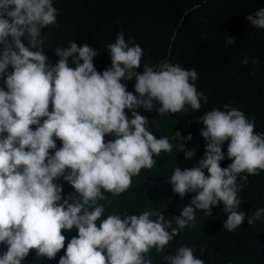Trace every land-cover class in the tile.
<instances>
[{
  "label": "clouds",
  "instance_id": "clouds-1",
  "mask_svg": "<svg viewBox=\"0 0 264 264\" xmlns=\"http://www.w3.org/2000/svg\"><path fill=\"white\" fill-rule=\"evenodd\" d=\"M57 12L53 0H0V264H24L32 249L58 264H264V189L251 179L264 170V133L255 121L214 106L197 91L195 69L165 60L137 71L140 36L122 26L90 46L58 47ZM244 19L264 29V7ZM133 78L135 93L121 83ZM137 108H155L156 123ZM182 115L199 124L174 132L185 164L159 174L174 149L165 127ZM198 135L195 154L184 142ZM149 172L163 195L139 194L120 210Z\"/></svg>",
  "mask_w": 264,
  "mask_h": 264
},
{
  "label": "trees",
  "instance_id": "trees-1",
  "mask_svg": "<svg viewBox=\"0 0 264 264\" xmlns=\"http://www.w3.org/2000/svg\"><path fill=\"white\" fill-rule=\"evenodd\" d=\"M53 6L58 9L57 20L63 26L62 40L55 42L59 43L58 47H67L74 39L90 46L89 42L96 41L99 32L100 36L114 35L122 26L140 36L137 39L143 55L137 71L142 72L144 64L154 66L165 60L185 69H195L197 91L211 98L214 106H221L218 109H223L225 104L238 108L248 119L255 121L254 132L264 133V29H256L244 19L264 7V0H53ZM69 19L81 28H70ZM228 35L234 37L235 43L225 47ZM244 58L248 59L247 64L242 63ZM121 83L127 85V91L135 93V78ZM137 112L152 119L153 124L158 120L155 108L151 111L137 108ZM182 116L180 124L171 123L165 127V133L173 138L174 149L160 158L162 173L159 174L168 175L174 167L185 164L174 132L179 130L182 135H188L199 124L192 117ZM106 139L114 137L106 136ZM201 141L198 135L184 142V146L198 154ZM226 149L227 141L222 145V151L226 153ZM160 159L155 164L156 170ZM219 163L223 168L231 160L225 155ZM259 172L261 175L251 179L255 184L262 183L264 189V170ZM147 193L152 198L163 195L156 173H146L140 181L133 183L123 194L124 198L118 201L120 210L128 199L139 194L147 197ZM114 207L112 202L110 208ZM222 245H226L225 237L216 241L214 247ZM3 251L6 246L0 244V252ZM46 260L38 258L32 249L24 264Z\"/></svg>",
  "mask_w": 264,
  "mask_h": 264
},
{
  "label": "rangeland",
  "instance_id": "rangeland-1",
  "mask_svg": "<svg viewBox=\"0 0 264 264\" xmlns=\"http://www.w3.org/2000/svg\"><path fill=\"white\" fill-rule=\"evenodd\" d=\"M47 259V258H46ZM42 264H58V261L56 258L52 259V260H46L45 263H42Z\"/></svg>",
  "mask_w": 264,
  "mask_h": 264
},
{
  "label": "water",
  "instance_id": "water-1",
  "mask_svg": "<svg viewBox=\"0 0 264 264\" xmlns=\"http://www.w3.org/2000/svg\"><path fill=\"white\" fill-rule=\"evenodd\" d=\"M46 261H43V263H45Z\"/></svg>",
  "mask_w": 264,
  "mask_h": 264
}]
</instances>
